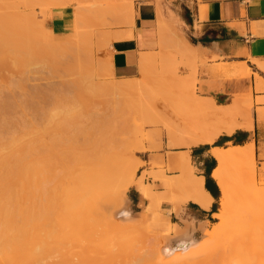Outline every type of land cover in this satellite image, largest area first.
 Here are the masks:
<instances>
[{"label":"bare ground","instance_id":"obj_1","mask_svg":"<svg viewBox=\"0 0 264 264\" xmlns=\"http://www.w3.org/2000/svg\"><path fill=\"white\" fill-rule=\"evenodd\" d=\"M128 5L130 6L128 11H124L126 23L130 21L129 17L134 16L133 2L131 1ZM190 47L192 48V46ZM143 61L145 63L141 62L142 70L149 62V57H145ZM225 65L220 67L221 72H228L229 66ZM249 70L247 66L239 64L230 67L232 73H247ZM128 83L120 82V86L116 84L113 87L122 90L129 86ZM7 85L6 87L10 88ZM5 101L0 102V106L2 103L4 107L5 104L6 107L10 105L11 102L6 101L7 103H5ZM199 102L200 99L193 96L188 100L190 108L197 106ZM17 103L19 104V102ZM60 107L63 108L56 109L54 114L61 111L64 116H70L71 112L66 109L65 105ZM219 108L227 110L225 107ZM148 112L151 113L150 110ZM5 113V111L4 113L0 111V264H215V261L219 262L218 264H264V240L261 239L255 241V245L252 243V246L254 245L253 254L248 253L251 252L249 250L251 246L247 242L248 245H246L249 247L246 249L245 246V251L248 250V252L245 255L243 253L241 257H237L236 254L237 249L240 250L239 248L233 250L239 246L235 245L241 243V239H237V237L236 240L232 239L233 243L236 241L235 244H232V247L235 246L232 251L228 248L232 252L230 253L232 256L224 248H218L219 252H217L218 250L214 251L217 252L216 257H213L214 253L185 255L187 250L197 242V239L189 233V228L170 222L168 220L170 218H167L170 228V232L167 234L145 231L146 228L143 229L138 225L143 217L133 215L125 194L130 186L137 184L142 196L150 201L144 211V213L147 212L146 215L142 214L144 218H151L153 216L152 205L157 209L163 201L173 203L175 208L188 201L208 207L211 196L205 188V178L196 173L190 155L182 149L191 144H214L219 134L231 133L236 126L224 128L214 124L215 132L198 137L190 131L183 132L166 124L169 127L165 126L170 147L182 150L181 157L176 163L180 171L177 174H168V168L151 171V177L159 181L165 189V192H159L162 194H157L158 192L156 193L152 184L145 182L144 177H147V174L140 175L139 179L136 178L138 165L142 161L135 158L133 152L125 153L123 151L124 153H121L122 151H119L118 154L112 150L110 142L114 140L108 133L113 127L110 129L105 127V130L96 127L89 130V127L73 131L61 145L65 147H63L65 150L67 149L66 152L61 150L66 154L68 152L66 156L58 158V156L54 157L52 154L46 153L50 152L47 150L50 147V149L53 148L51 151L54 152L53 154H58L55 151H59L60 146L58 145L57 150L54 145L61 142L54 139L46 144H49V147L44 146L46 148L44 150H47L44 151V154L47 156L43 152V156H39L38 153L37 155L33 153L35 151H31L35 147L36 139L34 127L26 126L28 134L26 137H30L28 141L31 138L34 139V142L32 139L28 142L26 138L24 144L20 141L22 137L20 136V139V133L17 131L19 125L11 119L13 115L9 118L10 115L8 114L9 117H7L8 115ZM152 116H150L151 119ZM156 116L153 118L155 122ZM205 116L209 118L207 120L211 121L214 112L209 109ZM155 122L151 120V123ZM236 125L241 126V124ZM78 135L82 140L76 139ZM122 135L124 136V134ZM120 139L119 141L122 140V143L123 138ZM142 147L144 150L148 148L146 145ZM210 153L218 161L212 175L221 189L220 208L215 214L219 221L215 223L212 235L216 238L223 236L231 228L230 224H239L241 221L242 225L243 222L250 221V219L252 224L248 223L252 229L249 227L250 230L246 231L248 225L246 223V226L243 224L245 228L241 229L239 233L246 231L245 234L251 232L254 234L255 227L252 226L260 224V218L264 217V187L259 185L255 175L254 144L214 147ZM59 156L62 155L59 154ZM114 182L117 184V189L119 185L118 202L120 207L116 211L108 213L107 207L105 208L104 205H110L116 201L112 190ZM174 191L179 194H175ZM240 194L251 199L250 201L246 197L251 202V207L247 209L249 207L247 205L245 211V208H242L243 212H239L242 215L240 214L238 217V212L235 216L233 214L237 209L236 200ZM246 201H244L245 204ZM241 204L243 206L244 203ZM160 217L158 215V218ZM254 219L257 221L255 222ZM263 222L260 226L264 225ZM161 225L158 224V226ZM262 229L261 231H264ZM252 237L253 235L248 238L252 239ZM254 237L257 236L254 234ZM139 239L145 241H143L145 245H141L142 247L136 246V241ZM244 240L246 241V239ZM244 242L242 241L243 245H240L244 246ZM227 244L223 245L227 246ZM254 250H258L260 254ZM49 255L57 257L54 262L45 261Z\"/></svg>","mask_w":264,"mask_h":264},{"label":"rangeland","instance_id":"obj_2","mask_svg":"<svg viewBox=\"0 0 264 264\" xmlns=\"http://www.w3.org/2000/svg\"><path fill=\"white\" fill-rule=\"evenodd\" d=\"M131 1L135 4L136 1L144 0H88L87 2H82L78 4L74 30L67 35H63L54 32L49 27V20L53 14V9L67 5V0L62 5L56 3L59 6H53L55 4L53 0H0V94L2 95H0V100H2L0 102H3V100L11 102H8L10 105H7V107L11 106L8 109L6 104L4 107L2 103L0 111L3 113L5 111V114H9L10 117L9 115L7 116L9 118L13 115L11 119L19 125L17 131L20 133L19 137H22L20 141L24 144L26 143L25 139L27 138L28 141V138H30L26 137L28 136L26 126L34 127L36 139L35 147L31 151H35L36 153H33L36 155L38 153L39 156H43L44 149L50 146L46 144L52 142L53 139L61 142L54 145L56 149L60 146L58 148L59 151H55L58 154H53L54 152H51L53 148L51 150L50 147L49 149L47 148L50 152L47 150L45 152L48 155L52 154L54 157L58 156V158L66 156L68 154V152L67 154L65 153L67 149L65 150V147L61 145L73 131L76 132L79 129L89 127V130H93L95 127L104 130L105 127L109 129L113 127L114 129H110L108 133L114 140L110 142L112 150H115L118 154L121 151V153L133 152L135 158L142 161L138 165L136 178L139 179L140 175L147 174V177H144L145 182L151 183L156 193L158 192L157 194H162L159 192H165V189L159 181L151 177V171L168 168V174L179 173L180 168L176 166V163L181 157V151H186L190 155L192 146H194L191 144L180 151H178L179 148L170 147L167 128L172 125L174 129H179L183 132L190 131L199 137L215 132V125L224 126L223 120H215L214 118L211 121L207 120L209 118L205 116V113L210 107L203 102L202 98L198 97L200 102L197 106L189 107V98L199 96L196 86L199 68L207 65L209 59L200 54L193 56L179 49L176 43V36L184 38L192 44L195 43V38L186 25H184L185 30H182L180 26L171 24L172 35L171 33L169 34L170 36H168V39L158 51L152 52L151 59L147 62L139 77H134L133 79H116L113 77L110 62L105 55L111 42L108 39L110 36L109 29L121 25L119 23L120 18L115 15V11H128L130 7L128 4ZM172 1L161 0L163 6L171 4ZM125 2H128L126 3L127 5ZM51 7L52 9L50 10ZM184 11L185 15H187L186 7ZM120 82H129L130 84L128 83L129 86L122 90L113 87L116 84L120 86ZM6 85L10 86V88H7ZM6 101L5 103H7ZM63 105L68 111L70 110V116H64L61 111L54 114V111L63 108L60 107ZM147 110H150L151 113ZM144 115L145 117H143ZM150 116H152V119ZM154 116H156L155 120L157 123L153 119ZM164 117H166V120ZM151 120L155 123H151ZM166 124H169V127ZM118 138H123L124 143L122 142V144V140L120 139L121 141H119ZM76 139H79V135ZM32 140L34 142V139ZM144 145L148 146V150L142 149ZM190 147L192 148L190 149ZM62 149L65 150V152L62 151L63 154L61 152ZM188 149H190V153ZM29 153L32 154V152ZM59 154L62 156H59ZM190 158L198 174L197 159L194 158L192 153ZM253 162L257 181L261 187H264V162L256 159L255 154ZM116 186L117 184L115 183L114 189L112 188L116 201L113 202L114 204L104 205L105 208L107 207L108 213H112L120 207L118 202L120 196L119 185L118 189ZM135 190H138L137 184L130 186L125 194L133 215L135 217L139 215L143 217L138 225L143 227V229L146 228L144 229L145 231L148 230L156 234H167L170 232L166 221L167 217L171 219L170 211L167 210L168 201L161 202L160 207L157 209L156 207L154 208L153 203L150 204L152 205L153 216L144 218L142 214L150 201L142 196L144 199L140 204H137L134 195ZM176 193L179 194L177 191ZM242 196H244L243 199H241ZM238 197L237 200L239 201L236 200V203L241 206L236 207L237 209H235L236 211L233 215L235 216L238 212L237 215L239 217L243 212L242 208H245V211L247 205L249 206L247 209L251 207V199L246 196L249 201L243 194ZM243 200L248 201L245 204ZM169 203L173 205V203ZM241 203L245 205L243 204L242 206ZM181 205L176 208L174 205L172 207L177 211ZM219 206L218 199L216 211ZM157 214L161 217L158 218ZM154 215L157 217L153 218ZM175 219L173 217V220ZM263 219L264 217H261L260 221L258 220L260 222V224L257 223L258 226L255 223L252 226L253 228L255 227L253 233L257 237H254L252 232L249 233L250 235L245 234L247 229H252L248 223L251 219L245 223L243 222L242 225L241 221L239 224H230L231 228L228 232L218 238L212 235L214 225L219 221L216 217L209 223H200L197 226L194 223H186L187 225L185 224L183 227L189 228L197 242L187 250L185 255L214 253L212 255L216 257L215 254L219 252L218 248H224L230 255L232 248L239 245L233 250L239 248L241 251L237 249V252H239H234H236L237 257H241L243 253L244 255L245 253L247 254L248 250L245 251V246L248 249V244L251 246L249 247L251 252L248 253L253 254L254 242L260 239L264 240V231H261L262 228L264 229V225L260 226L261 222L264 221ZM159 221L164 223V227L160 229L158 228ZM243 224L244 226L247 225L246 231L242 232L244 234L239 233L241 229L245 228ZM233 225L234 227L232 228ZM245 235L250 238L253 235V237L249 239ZM236 237L241 239V243L240 240L239 243L242 245V241L244 242V239H246L244 246L237 244L232 247V244L236 243L234 240L233 243L232 239L236 240ZM143 241L144 239L137 240L136 246L142 247L141 245H145V241ZM224 242L226 244L230 243L225 246L223 245L225 244ZM252 243H254L253 246ZM228 245L231 246L229 247ZM228 248L231 250L229 251ZM216 250L218 251L214 252ZM254 251L259 253L258 250ZM55 258L57 257L49 255L45 258V261L52 263ZM215 262V264L219 263Z\"/></svg>","mask_w":264,"mask_h":264},{"label":"crops","instance_id":"obj_3","mask_svg":"<svg viewBox=\"0 0 264 264\" xmlns=\"http://www.w3.org/2000/svg\"><path fill=\"white\" fill-rule=\"evenodd\" d=\"M53 1V6H59L66 0ZM67 1V5L53 9L49 20V27L63 35L74 30L78 4L88 0ZM133 8L134 16L129 17L127 23L125 12L116 10L121 25L109 29L111 42L105 55L113 77H139L142 63H145L143 60L145 57L150 60L152 52L158 51L166 42L172 31L171 24L182 30L186 25L195 43L176 36L179 49L209 59L207 65L199 68L197 97L209 105L215 120H223L224 128L236 126L231 133L219 134L214 144L201 143L190 147L197 159L198 174L205 178V188L211 196L210 205L204 207L188 201L175 211L173 205L167 203L170 222L182 227L186 223L195 226L209 223L220 208L213 209L218 199L220 204L221 198L220 186L212 175L218 165L216 157L210 153L212 148L254 144L256 159L264 162V0H173L164 6L161 0H144L133 2ZM237 64L247 66L249 72L232 73L230 67ZM222 65L229 66L228 72H221ZM207 179L217 197L206 187ZM134 195L140 204L144 199L140 191L135 190ZM160 224L159 229L164 227V223ZM189 233L193 236L190 230Z\"/></svg>","mask_w":264,"mask_h":264},{"label":"trees","instance_id":"obj_4","mask_svg":"<svg viewBox=\"0 0 264 264\" xmlns=\"http://www.w3.org/2000/svg\"><path fill=\"white\" fill-rule=\"evenodd\" d=\"M216 144H220V143H219V142H216ZM209 181H210V180L207 179V181H206V187L212 192V194H213L215 197H217V194L211 190V188H210V186H209ZM213 209L216 210V204L214 205V208H213Z\"/></svg>","mask_w":264,"mask_h":264}]
</instances>
